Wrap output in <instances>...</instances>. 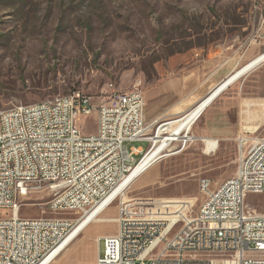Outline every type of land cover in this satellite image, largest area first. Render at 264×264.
I'll list each match as a JSON object with an SVG mask.
<instances>
[{"label":"rangeland","instance_id":"rangeland-1","mask_svg":"<svg viewBox=\"0 0 264 264\" xmlns=\"http://www.w3.org/2000/svg\"><path fill=\"white\" fill-rule=\"evenodd\" d=\"M263 50L264 0H0V110L75 90L97 103L112 89L138 84L153 134L159 122L181 117ZM78 125L84 135L94 134L96 114ZM190 135L193 141L173 142L123 196L176 207L170 216L182 209L188 221L199 217L198 180L232 176L238 156L251 159L248 144L264 135V60L213 101ZM201 138L216 140L217 149L206 152ZM125 145L145 150L148 142ZM47 199L40 193L25 200L20 216H50ZM246 202L264 212V193H248ZM116 213L115 201L55 264H96L103 241L95 239L116 231Z\"/></svg>","mask_w":264,"mask_h":264},{"label":"built area","instance_id":"built-area-1","mask_svg":"<svg viewBox=\"0 0 264 264\" xmlns=\"http://www.w3.org/2000/svg\"><path fill=\"white\" fill-rule=\"evenodd\" d=\"M103 95L96 103L75 90L0 110V211H7L0 212V264H55L77 223L115 201L116 232L98 238L103 249L96 264H135L137 257L189 264L191 250L203 252L202 264H264V212L246 202L248 193H264V135L248 144L251 159L238 156L232 176L219 183L198 180L203 200L195 221L184 219L182 209L173 221L166 212H178L176 207L131 202L121 191L113 195L156 145L168 119L150 134L153 123L145 120L138 84ZM92 113L97 131L84 135L79 121ZM137 140L147 141V148L125 145ZM245 144L247 138H240ZM40 193L48 196L51 215L20 216L25 200ZM159 230L172 232L171 248L157 246Z\"/></svg>","mask_w":264,"mask_h":264},{"label":"bare ground","instance_id":"bare-ground-1","mask_svg":"<svg viewBox=\"0 0 264 264\" xmlns=\"http://www.w3.org/2000/svg\"><path fill=\"white\" fill-rule=\"evenodd\" d=\"M263 60L264 51L260 52L258 55L243 64L241 67L237 68L232 73H230L226 78H224L217 85H215L205 96H203L199 101H197L181 117L177 119H168L165 123H163L157 131L156 145L145 156V158L132 170V172L127 175L121 185L113 193V195L120 191L124 194L125 191L139 178H141L154 163H156L166 155L165 153L170 150L169 148L171 147L173 142H180L185 145L186 142L193 141V136H188L191 126L195 124V122L201 117L204 111L224 90L227 89L228 86L235 83L240 77L247 74ZM201 140L204 142L206 152H214L217 149L218 143L216 140L210 138H201ZM105 210L100 211V208H97L89 212V214L85 217H83V219H81L74 227L71 235L72 240L69 245L86 228H88V226L94 223ZM169 218L173 219V221L177 219L176 216H169ZM190 221H195V219H191ZM97 240L98 237H96L95 241ZM173 243L174 236L172 235V232H166V230H159L156 237V244L158 247L171 248ZM187 262L189 264H202L203 252L200 250H191L189 253H187ZM135 264H151V260L146 257H137L135 258Z\"/></svg>","mask_w":264,"mask_h":264},{"label":"crops","instance_id":"crops-1","mask_svg":"<svg viewBox=\"0 0 264 264\" xmlns=\"http://www.w3.org/2000/svg\"><path fill=\"white\" fill-rule=\"evenodd\" d=\"M263 51H264V50H263ZM261 52H262V51H261ZM259 53H260V52H259ZM259 53H258V54H259ZM258 54H256V55H258ZM256 55H255V56H256ZM255 56H253V57H255ZM253 57H252V58H253ZM116 215H117V213L115 214V216H113L114 218L111 217V218L113 219V221L115 220ZM116 228H117V227H116ZM115 232H116V231H115ZM115 232H114V233H115ZM104 235H107V233H103L102 235L99 234V235H98V238L101 237V236H104ZM75 241H76V240H75Z\"/></svg>","mask_w":264,"mask_h":264}]
</instances>
